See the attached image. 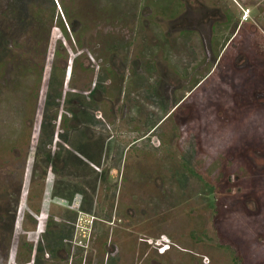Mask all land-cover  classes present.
<instances>
[{"label": "rangeland", "instance_id": "rangeland-1", "mask_svg": "<svg viewBox=\"0 0 264 264\" xmlns=\"http://www.w3.org/2000/svg\"><path fill=\"white\" fill-rule=\"evenodd\" d=\"M261 93L264 0H0V264H264Z\"/></svg>", "mask_w": 264, "mask_h": 264}, {"label": "flooded vegetation", "instance_id": "flooded-vegetation-1", "mask_svg": "<svg viewBox=\"0 0 264 264\" xmlns=\"http://www.w3.org/2000/svg\"><path fill=\"white\" fill-rule=\"evenodd\" d=\"M243 9V8H242ZM244 10V9H243ZM247 17H248V15H247ZM228 18V17H227ZM234 19H233V17H229L228 18V23H230L231 24V33H234V36H232L233 38H235V36L237 35V34H239V32L242 30V26H243V24L245 23V20L243 21H241V18L238 20V19H235L234 21H233ZM233 26V27H232ZM220 47H223V45L222 46H220ZM225 51H226V48H225ZM224 51V52H225ZM237 58L238 57H234L231 61L230 60H227L228 62H233L234 64L236 63V61H237ZM239 59V58H238ZM226 60L224 61L225 63H224V66L226 67V65H227V62ZM221 64V63H220ZM259 65V64H258ZM258 70H253L252 69V73H253V79L252 78H250L251 79V82H250V84H248V86H247V88H246V86H245V88L247 89L244 93H243V96H247L248 94H250L251 92L252 93H254V91L255 90H253L254 88H257V84H258V81L259 80H257V79H260V77H261V74H260V72H261V70H260V68L258 67L257 68ZM226 70H227V67H226ZM255 72V73H254ZM249 79V80H250ZM255 80H257L255 83H254V81ZM240 86H244V85H240ZM250 87V88H249ZM121 89V88H120ZM122 90V89H121ZM253 90V91H252ZM125 91V90H124ZM256 91H257V89H256ZM125 93V92H124ZM261 96H262V98H264V93H261ZM262 104H264V99H263V101H262Z\"/></svg>", "mask_w": 264, "mask_h": 264}, {"label": "crops", "instance_id": "crops-1", "mask_svg": "<svg viewBox=\"0 0 264 264\" xmlns=\"http://www.w3.org/2000/svg\"><path fill=\"white\" fill-rule=\"evenodd\" d=\"M239 1H243V0H239ZM239 8V7H238ZM240 11H242V8L240 7V9H239ZM231 14H229L228 16L231 18L232 17V15L230 16ZM245 20V19H244ZM249 20L248 19H246L245 20V22H248ZM216 50V49H215ZM229 63V62H228ZM228 63H227V65H228Z\"/></svg>", "mask_w": 264, "mask_h": 264}, {"label": "trees", "instance_id": "trees-1", "mask_svg": "<svg viewBox=\"0 0 264 264\" xmlns=\"http://www.w3.org/2000/svg\"><path fill=\"white\" fill-rule=\"evenodd\" d=\"M62 24V23H61ZM62 27H63V29L65 30V27H64V25H62Z\"/></svg>", "mask_w": 264, "mask_h": 264}]
</instances>
